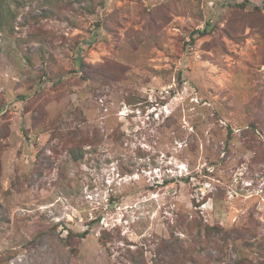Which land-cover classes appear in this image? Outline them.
Masks as SVG:
<instances>
[{
    "label": "rangeland",
    "instance_id": "obj_1",
    "mask_svg": "<svg viewBox=\"0 0 264 264\" xmlns=\"http://www.w3.org/2000/svg\"><path fill=\"white\" fill-rule=\"evenodd\" d=\"M0 4V264H264V0Z\"/></svg>",
    "mask_w": 264,
    "mask_h": 264
},
{
    "label": "trees",
    "instance_id": "obj_2",
    "mask_svg": "<svg viewBox=\"0 0 264 264\" xmlns=\"http://www.w3.org/2000/svg\"><path fill=\"white\" fill-rule=\"evenodd\" d=\"M245 4H241V7H244ZM11 15V14H10ZM10 15L8 16V13L2 8V5L0 4V32L4 30L5 26L9 24ZM200 35H205L207 31H201L197 32ZM194 40V37H193ZM82 63V62H81ZM86 232L79 234V237L84 238L86 236Z\"/></svg>",
    "mask_w": 264,
    "mask_h": 264
}]
</instances>
